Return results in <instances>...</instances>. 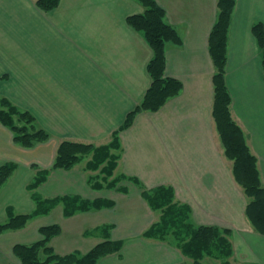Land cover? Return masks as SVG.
Returning <instances> with one entry per match:
<instances>
[{
    "label": "crops",
    "instance_id": "obj_1",
    "mask_svg": "<svg viewBox=\"0 0 264 264\" xmlns=\"http://www.w3.org/2000/svg\"><path fill=\"white\" fill-rule=\"evenodd\" d=\"M156 1L183 41L168 45L165 71L166 77L182 82L183 91L159 112L139 114L120 134L113 177L125 178L121 183L127 191L94 190L89 179L98 172L87 168L91 156L72 170L52 171L38 189L39 197L78 195L112 200L115 206L65 217L59 205L24 229L1 234L0 264H21L14 247L40 241V229L51 225L62 228L50 242L59 256L86 254L110 237L123 241V248L98 264H193L172 238L144 237L162 213L151 209L143 191L162 186L172 187L175 201L191 208L194 226L232 231L230 264H264V235L246 216L250 200L235 180L213 117L216 71L209 37L218 18V0ZM36 2L0 0V97L31 112L37 126L50 134L48 141L24 148L0 122V166H18L0 191V224L9 220L10 210L16 215L36 211L28 187L39 169L52 168L63 142L108 145L152 82L148 64L153 50L127 23L128 17L145 13L138 1L60 0L48 13ZM259 22L264 24V0H237L226 82L232 117L258 160L264 187V71L252 33ZM129 178H137L140 186L126 184ZM108 226L110 234L101 231Z\"/></svg>",
    "mask_w": 264,
    "mask_h": 264
},
{
    "label": "trees",
    "instance_id": "obj_2",
    "mask_svg": "<svg viewBox=\"0 0 264 264\" xmlns=\"http://www.w3.org/2000/svg\"><path fill=\"white\" fill-rule=\"evenodd\" d=\"M144 8L145 13L127 18V23L136 31L142 33L153 50V58L148 64L151 77L149 87L143 100L126 117L123 125L112 135L108 145L96 147L90 144L63 142L57 151V157L52 170H72L87 156H92L88 162V170L101 171L107 188L116 187L117 181L109 182L114 176L120 160V134L131 128L136 117L145 112H159L171 99L178 97L183 91L181 81L168 78L165 75L168 45H182L183 41L166 18V11L156 0H136ZM237 0H218V18L209 37V51L212 57L215 75L213 117L224 146L226 157L233 162V174L247 198L250 200L246 208V216L255 231L264 235V187L258 169V160L251 153L245 134L234 121L231 113L232 97L226 82L228 63L229 31ZM37 7L43 12H52L60 6V0H37ZM252 33L260 49L264 71V24L256 23ZM3 79V78H2ZM0 122L8 127L14 142L24 148H32L37 143L46 142L50 134L37 126L36 117L29 111L20 110L9 99L0 97ZM17 169L14 163L0 166V191ZM50 170H38L35 180L29 185L30 191H35L45 183ZM125 178H120V180ZM140 186L137 178H129ZM94 189H103L100 182L93 184ZM125 192L127 189L121 188ZM143 197L152 210L162 213L160 221L154 224L144 237L150 239L168 240L172 238L182 253L193 260V264H206V259L230 264L234 249L230 236L232 231L216 226H194L191 223V208L178 204L172 187L162 186L153 190L145 189ZM37 209L34 213L16 215L9 211V220L0 224V235L8 231L24 229L35 217L47 215L60 201L64 203L65 217H72L79 212L111 208L115 203L111 200H82L77 196H66L61 199L43 200L34 196ZM111 227L103 228L110 233ZM62 233L60 225L42 227V239L31 245H16L14 254L21 264H98L111 254L118 253L123 248V241L108 239L85 255L72 253L59 256L50 246L51 240Z\"/></svg>",
    "mask_w": 264,
    "mask_h": 264
},
{
    "label": "rangeland",
    "instance_id": "obj_3",
    "mask_svg": "<svg viewBox=\"0 0 264 264\" xmlns=\"http://www.w3.org/2000/svg\"><path fill=\"white\" fill-rule=\"evenodd\" d=\"M16 106V105H15ZM19 108V107H18ZM20 109V108H19ZM20 110H22V109H20ZM3 125V124H2ZM8 128V127H7ZM223 146V145H222ZM222 150H223V147H222ZM88 157V156H87ZM86 158V157H85ZM91 158H92V156H91ZM35 167V166H34ZM53 167V166H52ZM76 167V166H75ZM17 168H18V166H17ZM34 170H36L35 168H34ZM40 170V169H39ZM49 170V169H48ZM50 171L52 172V171H61V170H52V168H50ZM63 171V170H62ZM65 171V170H64ZM69 171V170H68ZM98 172V175H96V176H94L92 179L90 178L89 179V183H90V185L92 186V188L94 189V187H93V184H96V182H100L103 186H104V188L106 187L107 188V185H108V183L107 182H104L103 181V175L101 174V171L100 170H98L97 171ZM50 176V175H49ZM49 176H48V179H49ZM96 177V178H95ZM48 179H47V181H48ZM114 180H118L117 181V184H116V187L115 188H113V189H117V190H119V189H121V188H125L123 185V183H121L123 180H120V179H115L114 177H112V178H110L109 179V182H112V181H114ZM46 181V182H47ZM103 181V182H102ZM124 181H126V184H129V183H131V184H134V185H136L134 182H132L131 180H124ZM45 182V183H46ZM129 182V183H128ZM45 183H43L42 185H44ZM103 183H106L105 185L103 184ZM41 185V186H42ZM119 185V186H118ZM40 186V187H41ZM137 187H139L138 185H136ZM39 187V188H40ZM38 188V189H39ZM103 188V189H104ZM38 189H36L35 191H30L32 194H33V196H39V192H38ZM107 189H110V188H107ZM94 190H102V189H94ZM66 196H77V197H79V198H81L82 200H89V199H85V198H83V197H81V196H78V195H63V196H58V197H55V198H42V197H40V198H42L43 200H45V201H47V200H51V199H58V198H62V197H66ZM95 200H98V199H95ZM103 200H108V199H103ZM89 201H94V200H89ZM112 201V200H111ZM59 205H62V206H64V203L62 202V201H60V202H58L57 204H56V207L57 206H59ZM115 206V205H114ZM113 206V207H114ZM56 207H54V208H56ZM113 207H111V208H113ZM53 208V209H54ZM52 209V210H53ZM102 210V209H101ZM92 211H100V210H92ZM87 212H90V211H87ZM76 215V214H75ZM101 231H103V229H101ZM105 232V231H104ZM110 234V233H109ZM109 239H110V237H109ZM81 255H85V254H81ZM210 261H211V259H206V264H212V263H210Z\"/></svg>",
    "mask_w": 264,
    "mask_h": 264
}]
</instances>
